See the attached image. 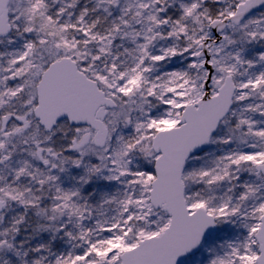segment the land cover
Instances as JSON below:
<instances>
[{
    "label": "snow or ice",
    "instance_id": "snow-or-ice-1",
    "mask_svg": "<svg viewBox=\"0 0 264 264\" xmlns=\"http://www.w3.org/2000/svg\"><path fill=\"white\" fill-rule=\"evenodd\" d=\"M0 264H264V0H0Z\"/></svg>",
    "mask_w": 264,
    "mask_h": 264
}]
</instances>
